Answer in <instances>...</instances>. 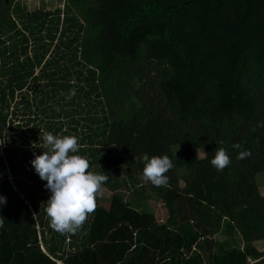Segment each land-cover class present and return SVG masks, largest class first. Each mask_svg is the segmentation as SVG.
<instances>
[{
  "label": "trees",
  "instance_id": "obj_1",
  "mask_svg": "<svg viewBox=\"0 0 264 264\" xmlns=\"http://www.w3.org/2000/svg\"><path fill=\"white\" fill-rule=\"evenodd\" d=\"M45 132L107 177L75 233L30 163ZM1 147L0 264H264V0L1 2ZM145 154L165 185L139 187Z\"/></svg>",
  "mask_w": 264,
  "mask_h": 264
},
{
  "label": "clouds",
  "instance_id": "obj_2",
  "mask_svg": "<svg viewBox=\"0 0 264 264\" xmlns=\"http://www.w3.org/2000/svg\"><path fill=\"white\" fill-rule=\"evenodd\" d=\"M71 93L66 99H71ZM238 148V144L233 145ZM43 149L39 155L34 154L30 161L34 172L41 181H46L44 188L49 192L45 212L50 227L60 233H75L85 222L88 215L95 211L96 199L102 194V185L107 177L96 174L89 169L88 161L78 155L79 145L75 136L53 135L45 132ZM249 151L239 152L237 158L250 156ZM144 163L143 179L160 187L167 183V173L172 163L167 156L142 157ZM230 163L226 151L216 150L210 164L221 171ZM6 203V197L0 195V205Z\"/></svg>",
  "mask_w": 264,
  "mask_h": 264
},
{
  "label": "rangeland",
  "instance_id": "obj_3",
  "mask_svg": "<svg viewBox=\"0 0 264 264\" xmlns=\"http://www.w3.org/2000/svg\"><path fill=\"white\" fill-rule=\"evenodd\" d=\"M16 2L21 3L27 12H31L33 10L38 9L39 7H42V6H44L46 11H50V12H52L53 10H55L58 7H60V8L62 7V0H16ZM16 100H19L18 97ZM52 102H54V101H52ZM123 176H124V174L121 175V177H123ZM256 182L259 184L260 192L264 195V175H259L256 179ZM137 183L139 184V187L142 186L144 188L145 185L147 184V181L142 179V178H138ZM100 196L107 197L108 193L105 191H102V194ZM104 204H107V203H104ZM148 205L150 207H153V210L156 211V215H157L156 218L161 219L162 218V212H161L160 204H155L153 202H149ZM259 247H260V245H259ZM263 248H264V246H263Z\"/></svg>",
  "mask_w": 264,
  "mask_h": 264
},
{
  "label": "flooded vegetation",
  "instance_id": "obj_4",
  "mask_svg": "<svg viewBox=\"0 0 264 264\" xmlns=\"http://www.w3.org/2000/svg\"><path fill=\"white\" fill-rule=\"evenodd\" d=\"M8 1H9V0H0V3H1V2H4L5 4H7ZM38 71H39V70H38ZM38 71H36V74H38ZM12 109H13V108H10V111H11V112H12Z\"/></svg>",
  "mask_w": 264,
  "mask_h": 264
},
{
  "label": "built area",
  "instance_id": "obj_5",
  "mask_svg": "<svg viewBox=\"0 0 264 264\" xmlns=\"http://www.w3.org/2000/svg\"><path fill=\"white\" fill-rule=\"evenodd\" d=\"M2 148H3V147L0 148V156L2 155Z\"/></svg>",
  "mask_w": 264,
  "mask_h": 264
}]
</instances>
